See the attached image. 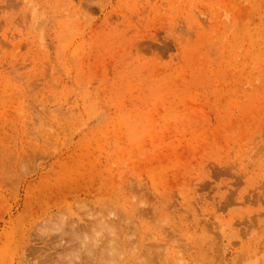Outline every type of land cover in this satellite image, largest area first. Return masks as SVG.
Returning a JSON list of instances; mask_svg holds the SVG:
<instances>
[{
	"label": "rangeland",
	"instance_id": "1",
	"mask_svg": "<svg viewBox=\"0 0 264 264\" xmlns=\"http://www.w3.org/2000/svg\"><path fill=\"white\" fill-rule=\"evenodd\" d=\"M178 259L264 264V0H0V264Z\"/></svg>",
	"mask_w": 264,
	"mask_h": 264
},
{
	"label": "bare ground",
	"instance_id": "2",
	"mask_svg": "<svg viewBox=\"0 0 264 264\" xmlns=\"http://www.w3.org/2000/svg\"><path fill=\"white\" fill-rule=\"evenodd\" d=\"M121 98H122V97H121ZM121 98H120V99H121ZM77 202H78V201H77ZM82 207H83V206H82ZM109 207H110V206H109ZM81 209H82V208H81ZM91 210H92V209H91ZM88 211H89V210H88ZM90 212H91V211H90ZM108 212H110V210H108ZM92 213H93V212H92ZM112 213H113V212H112ZM120 213H121V212H120ZM86 214H87V213H86ZM97 214H98V213H97ZM144 214H145V213H144ZM144 214H143V216H144ZM86 216H87V215H86ZM100 216H101V215H100ZM110 216H111V215H110ZM21 218H22V217H21ZM92 218H93V217H92ZM104 218H105V217H104ZM114 218H115V217H114ZM122 218H123V217H122ZM98 219H99V218H98ZM127 219H128V218H127ZM151 219H152V218H151ZM71 220H72V219H71ZM94 220H95V219H94ZM19 221H20V220H19ZM19 221H18V222H19ZM64 221H65V220H64ZM73 221H74V220H73ZM102 221H103V219H102ZM121 221H122V220H121ZM127 221H129V220H127ZM20 222H21V221H20ZM76 222H77V221H76ZM105 222H106V221H105ZM111 222H112V220H111ZM134 223H135V222H134ZM70 224H71V223H70ZM94 224H95V223H94ZM112 224H113V223H112ZM18 225H19V223H18ZM27 225H28V224H27ZM75 225H76V224H75ZM82 225H83V224H82ZM100 225H101V224H100ZM114 225H115V224H114ZM19 226H20V225H19ZM70 226H71V225H70ZM112 226H113V225H112ZM105 227H106V226H105ZM19 228H20V227H19ZM100 228H102V227H100ZM117 228H118V227H117ZM19 230H20V229H19ZM21 230H22V227H21ZM72 230H73V229H72ZM79 230H80V229H79ZM94 230H95V229H94ZM105 230H106V229H105ZM113 230H116V229L113 228ZM117 230H118V229H117ZM81 231H83V230H81ZM81 231H80V232H81ZM96 231H97V230H96ZM101 231H102V229H101ZM11 232H12V231H11ZM22 232H23V231H22ZM72 232H73V231H72ZM93 232H94V231H93ZM110 232H111V231H110ZM116 232H117V231H116ZM40 233H41V232H40ZM95 233H96V232H95ZM103 233H104V232H103ZM108 233H109V232H108ZM43 234H45V233L42 232V235H43ZM48 234H50V232H49ZM89 234H90V233H89ZM91 234L93 235V233H91ZM97 234H98V233H97ZM105 234H107V231H106ZM23 235H24V234H22V236H23ZM45 235H46V234H45ZM14 236H15V235H14ZM24 236H25V235H24ZM86 236H87V235H86ZM93 236H94V235H93ZM112 236H113V235H112ZM16 237H17V236H16ZM18 237H19V234H18ZM18 237H17V240H18ZM27 238H28V235H27ZM86 238H87V237H86ZM93 238H94V237H93ZM97 238H99V237H97ZM105 238H106V237H105ZM23 239H24V237H23ZM25 239H26V238H25ZM91 239H92V238H91ZM103 239H104V237H103ZM108 239H109V238H108ZM89 240H90V239H89ZM89 240H88V241H89ZM93 240H95V239H93ZM111 240H112V239H111ZM18 241H19V240H18ZM18 241H17V243H18ZM109 241H110V240H109ZM94 242H95V241H94ZM110 242H111V241H110ZM19 243H20V242H19ZM19 243H18V244H19ZM21 243H22V242H21ZM25 243H26V242H25ZM87 243H88V242H87ZM112 243H113V242H112ZM134 243H135V242H134ZM95 244H96V242H95ZM114 244H115V243H114ZM11 245H12V244H11ZM102 245H103V244H102ZM120 245H121V244H120ZM19 246H20V244H19ZM100 246H101V243H100ZM108 246H109V245H108ZM131 246H132V245H131ZM134 247H135V245H134ZM17 248H18V247H17ZM20 248H21V247H20ZM95 248H96V247H95ZM215 249H216V248H215ZM11 250H13V249H11ZM118 250H119V249H118ZM127 250H128V249H127ZM152 250H153V249H152ZM18 251H19V250H18ZM21 251H22V250H21ZM120 251H121V250H120ZM183 252H184V251H183ZM91 253H92V252H91ZM110 253H111V252H110ZM18 254H19V253H18ZM111 254H112V253H111ZM131 254H133V253H131ZM8 255H9V254H8ZM147 255H148V254H147ZM152 255L154 256V254H152ZM13 256H14V255H13ZM15 256H16V255H15ZM115 256H116V255H115ZM135 256H136L137 259H141L140 256H137V255H135ZM135 256H134V257H135ZM149 256H150V255H149ZM62 257H63V256H62ZM88 257H89V256H88ZM134 257H130L129 259H130V260H134ZM150 257H151V256H150ZM150 257H149V258H150ZM16 258H17V257H16ZM67 258H68V257H67ZM78 258H79V257H78ZM91 258H92V257H91ZM144 258H145V257H144ZM68 259H69V258H68ZM103 259H104V258L102 257L101 260H103ZM14 260H15V259H14ZM24 260H25V257H24ZM105 260H109V259H106V258H105ZM105 260H104V261H105ZM146 260H148V259H146ZM151 260H152V257H151ZM8 261H9V260H8ZM77 261H78V260H77ZM77 261H76V262H77ZM91 261H92V260H91ZM91 261H90V262H91ZM111 261H112V260H111ZM122 261H123V260H122ZM138 261H139V260H138ZM180 261H181L180 259H178L177 261L174 260V262H176V264H180ZM76 262H75V263H76ZM88 262H89V261H88ZM97 262H98V261H97ZM145 262H146V261H145ZM14 263H15V262H14ZM70 263H71V262H70ZM92 263H93V262H92ZM99 263H100V262H99ZM112 263L114 264V262H112ZM116 263H117V262H116ZM132 263H133V262H129V264H132ZM6 264H7V262H6ZM71 264H73V262H72ZM133 264H135V262H134ZM137 264H138V263H137ZM139 264H140V262H139Z\"/></svg>",
	"mask_w": 264,
	"mask_h": 264
}]
</instances>
